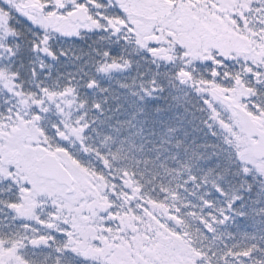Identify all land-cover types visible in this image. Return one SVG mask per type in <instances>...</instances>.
<instances>
[{
  "label": "snow or ice",
  "instance_id": "snow-or-ice-1",
  "mask_svg": "<svg viewBox=\"0 0 264 264\" xmlns=\"http://www.w3.org/2000/svg\"><path fill=\"white\" fill-rule=\"evenodd\" d=\"M0 264H264V0H0Z\"/></svg>",
  "mask_w": 264,
  "mask_h": 264
}]
</instances>
